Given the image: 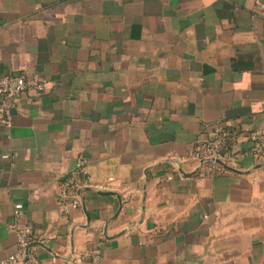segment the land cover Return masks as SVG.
<instances>
[{"label":"crops","instance_id":"crops-1","mask_svg":"<svg viewBox=\"0 0 264 264\" xmlns=\"http://www.w3.org/2000/svg\"><path fill=\"white\" fill-rule=\"evenodd\" d=\"M37 73L0 127V258L13 206L40 264H264V0H0V73ZM234 129V163L197 178L188 151ZM89 160L82 204L56 194ZM75 264H92L84 258Z\"/></svg>","mask_w":264,"mask_h":264},{"label":"built area","instance_id":"built-area-1","mask_svg":"<svg viewBox=\"0 0 264 264\" xmlns=\"http://www.w3.org/2000/svg\"><path fill=\"white\" fill-rule=\"evenodd\" d=\"M47 86V80L37 73H0V127L10 128L13 123L15 99L24 92L42 93ZM213 138H198L188 151V157L197 163L195 175L197 178L211 177L224 171L234 163L232 138L234 129L219 122L214 126ZM247 147L244 153L255 157L264 166V109L263 122L252 128L246 135ZM89 160L79 155L74 166L65 173L58 182L56 200L59 209L65 215L77 210L82 204L81 190L89 186L87 167ZM23 205L13 206V223L9 229L16 235L15 249L4 258L0 264H40L37 254L30 250L33 229L29 224L22 223ZM101 250L87 249L71 260L72 264L81 259L90 258L92 264L99 262Z\"/></svg>","mask_w":264,"mask_h":264}]
</instances>
